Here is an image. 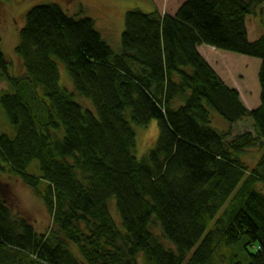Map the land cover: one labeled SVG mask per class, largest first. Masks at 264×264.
<instances>
[{
	"label": "trees",
	"instance_id": "trees-1",
	"mask_svg": "<svg viewBox=\"0 0 264 264\" xmlns=\"http://www.w3.org/2000/svg\"><path fill=\"white\" fill-rule=\"evenodd\" d=\"M180 2L165 15L127 12L118 52L94 20L33 7L15 49L18 77L0 36V109L14 134L0 135V171L52 217L38 233L0 185V264H264V37L250 42L247 28L264 0ZM202 46L260 61L257 109ZM58 62L75 93L59 85ZM214 115L230 130L213 127ZM246 119L253 131L234 135ZM152 121L158 140L139 161L132 124ZM253 150L261 156L251 165Z\"/></svg>",
	"mask_w": 264,
	"mask_h": 264
},
{
	"label": "rangeland",
	"instance_id": "rangeland-1",
	"mask_svg": "<svg viewBox=\"0 0 264 264\" xmlns=\"http://www.w3.org/2000/svg\"><path fill=\"white\" fill-rule=\"evenodd\" d=\"M175 2L176 0H9L1 2L0 36L2 49L11 63V74L16 77L23 75L22 62L15 53V49L18 45L19 33L25 24L26 13L36 6L57 4L70 17L94 20L96 29L104 41L113 51L118 52L121 49V36L124 32L127 12L139 10L148 14L157 11L160 15H165L175 10ZM261 8L264 9V5L255 12L253 17L247 20L249 41L252 43L264 37V10ZM203 48L205 50L211 49L207 46ZM202 53L204 59L213 66L222 80L231 88L238 90L246 108L254 110L258 100L257 94L260 92L258 82L260 61L222 51H202ZM58 68L59 85L69 92L75 93L71 78L64 65L58 62ZM6 89V82L0 79V93ZM74 100L83 109L94 110L90 101L76 94ZM252 125L253 121L246 119L232 127L233 134L237 136L252 132ZM132 127L136 134L135 156L139 161H142L156 146L159 136L158 123L152 121L147 127H138L132 124ZM213 127L217 130H230V125L222 121L217 115L213 116ZM1 134H8L11 137L14 135L12 127L0 109ZM258 156L261 154L258 155L257 150H253L245 156V160L248 164L254 165ZM0 185H7L9 191L7 202L14 215L29 220L38 233L48 232L52 226V217L36 192L25 186L19 178L10 174L7 169L3 172L0 171ZM109 208L116 226L122 230L121 219L114 201L109 203ZM156 231L159 232V230Z\"/></svg>",
	"mask_w": 264,
	"mask_h": 264
},
{
	"label": "crops",
	"instance_id": "crops-1",
	"mask_svg": "<svg viewBox=\"0 0 264 264\" xmlns=\"http://www.w3.org/2000/svg\"><path fill=\"white\" fill-rule=\"evenodd\" d=\"M203 47H204V46L199 47V49H198L199 53L201 54V56H202L203 58H204V55H203L202 51H204V52H205V51H207V52H210V51H216V50L213 49V48H211V49L208 48L207 50H205ZM206 61H207V60H206ZM207 62H208V61H207ZM208 63H209V62H208ZM209 64H210V63H209ZM210 65H211V64H210ZM211 67L213 68L212 65H211ZM259 67H260V66H259ZM213 69H214V68H213ZM214 70H215V69H214ZM215 71H216V70H215ZM216 73H217V72H216ZM218 75H219V74H218ZM219 77H220V76H219ZM220 78H221V77H220ZM221 79H222V78H221ZM259 96H260V92H258V94H257V99H258V100H257V102H256V105H257V106L255 105L256 108L254 107L255 109H257V108L260 106V100H259L260 98H259ZM254 108H253V109H254ZM255 109H254V110H255Z\"/></svg>",
	"mask_w": 264,
	"mask_h": 264
}]
</instances>
